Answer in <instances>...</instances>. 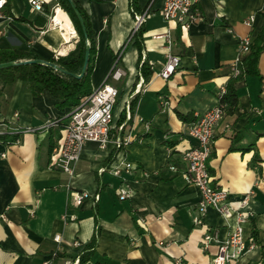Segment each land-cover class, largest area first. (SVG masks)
<instances>
[{
  "label": "crops",
  "instance_id": "0c3cea01",
  "mask_svg": "<svg viewBox=\"0 0 264 264\" xmlns=\"http://www.w3.org/2000/svg\"><path fill=\"white\" fill-rule=\"evenodd\" d=\"M40 1L43 7L36 11L29 0H8L0 18V48L24 49L42 61L77 55L79 37L68 14L56 0ZM76 1L90 16L95 32L93 88L105 80L114 57L122 51L119 65L125 76L113 82L121 98L114 108L116 127L112 131L113 135L130 134L133 140L121 149L111 143L105 149L87 143L70 177L51 165L49 134L53 126L45 127L49 120L66 119L69 109H58V100L49 92L34 97L18 78L6 84L0 93V121L9 124V132L19 128L23 133L19 143L0 141V264H70L80 258L96 225L100 233L94 261L100 264H212L218 245L204 250L205 233L215 230L224 242L237 220L209 208L196 224L199 190L186 184L168 164L177 162L180 152L195 144L185 128L218 103L221 87L230 80H235L237 105L216 126L206 166L212 183L227 191L234 208L248 199L243 209L245 237L255 227L258 244L242 254L237 264H264V51L258 75L243 71L240 78H230L231 63L240 55L238 38H254L264 28V0H201L202 17L190 29H182L178 42L177 25L165 22L160 14L163 0H137V13L152 3L151 15L141 27L143 58L150 63L154 77L143 86L134 39L128 43L135 21L131 0ZM8 9L15 17L38 25L44 19L45 26L37 29L18 22L6 15ZM57 9L67 15L77 37V48L68 55L57 53L64 43H57L59 33L46 32ZM251 15L254 20L248 25L245 21ZM168 28L172 52L181 61L175 73L164 79L156 73L166 59L165 43L154 36ZM248 56H244L243 66ZM140 85L144 90L136 93ZM130 94L137 96L135 118L118 124L130 104ZM159 96L169 102L168 110ZM145 122L150 124L148 130ZM63 134L62 128L55 147ZM255 155L260 162L253 161ZM121 162L134 166L124 174L130 190L124 200L119 198L121 179L111 173ZM74 191L88 196L76 204ZM56 235L61 236L60 242L54 240ZM74 241L81 245L74 247Z\"/></svg>",
  "mask_w": 264,
  "mask_h": 264
},
{
  "label": "built area",
  "instance_id": "2783aa9c",
  "mask_svg": "<svg viewBox=\"0 0 264 264\" xmlns=\"http://www.w3.org/2000/svg\"><path fill=\"white\" fill-rule=\"evenodd\" d=\"M200 1L163 0L160 14L165 22H173L182 29L188 30L195 21L202 17L199 7ZM29 3L36 11H41L43 7V2L40 0H29ZM6 4L7 0H0V18L4 16ZM151 4L143 12L135 14L134 26L130 35L132 40L146 19L151 15ZM253 20L254 16L251 15L245 23L250 25ZM154 37L163 39L164 48L166 49L165 62L156 75L168 79L179 67L181 59L172 52L173 37L169 28L164 33L157 34ZM252 41L253 38L251 36L238 38L240 55L231 63V79H238L243 75L244 56L251 53ZM121 55L122 53L114 60L109 74L101 85L94 88L93 92L84 98L78 106L69 108V111L65 114L66 123L63 127V138L53 149L51 165L70 177L74 175L76 164L80 160L81 152L87 143H96L101 149H105L111 143L115 148L121 149L128 146L133 140L130 134L125 136L113 135L112 131L116 127L114 125V108L121 98L120 89L113 85V82H119L125 76L124 69L119 65ZM143 84L144 81L141 78V85L143 86ZM141 85L138 86L136 93L144 90ZM226 92L227 84L221 87L218 103L197 116L193 122L187 125L184 132L195 141V144L181 151L177 162L168 164V168L171 171L181 174L186 184L194 185L199 190L200 200L198 205L200 214L194 218L196 224L201 223L202 217H204L209 208L219 211L226 219L236 218L237 220V224L224 242L219 241L218 233L215 230L205 233L202 241L204 250H208L212 244L218 245L217 253L211 261L212 264H237L242 254L257 247L253 235L245 237L243 225L245 213L243 209L247 204V197L241 201L238 208H234L229 200L227 191L212 183V176L206 166V161L212 152L215 128L226 113L227 103L223 100ZM134 96V94H130L129 99ZM159 101L163 108L167 110L170 108V104L164 96H159ZM124 111L127 122L135 118L128 103ZM140 120L142 121V119ZM50 126H57V120H49L45 127ZM8 127L9 124L1 120L0 134L9 132ZM145 127L148 130L150 124L145 122ZM119 130H122V126L119 127ZM29 131H33V129H29ZM9 133L20 136L23 131L19 128H13L10 129ZM19 136L14 143L20 142ZM133 169L134 166L128 162H121L120 165L111 169V173L121 179L119 188V198L121 200L130 196L129 181L124 174H129ZM87 196L88 194L84 192H72V199L76 204H79ZM54 240L60 242L61 236L56 235ZM80 245L78 241L73 243L74 247H79ZM79 259L78 257L70 264H78Z\"/></svg>",
  "mask_w": 264,
  "mask_h": 264
},
{
  "label": "trees",
  "instance_id": "16d2710c",
  "mask_svg": "<svg viewBox=\"0 0 264 264\" xmlns=\"http://www.w3.org/2000/svg\"><path fill=\"white\" fill-rule=\"evenodd\" d=\"M56 1L68 14L75 27L79 37L78 54L59 58L51 56L48 61L50 64L45 62L26 63L36 59L31 56L28 51L16 48H0V64L12 63L10 66L0 68V93L6 84L11 83L15 78H18L28 86L34 97H40L44 92H49L58 100L55 104L56 107L60 110H65L78 106L84 98L93 92L92 74L95 69L97 46L90 16L83 6L76 0ZM130 4L132 15L135 16L139 10L137 0H131ZM6 5L8 6V0ZM6 15L18 22L29 23L37 29H42L45 26L44 19H40L41 24L38 25L36 21H27L24 17H15L9 9L6 10ZM36 20H38V17ZM176 28L177 32H179L178 39L176 40L178 42L182 28L179 25H177ZM133 39V45L138 50V77L142 78L144 83H148L154 77V70L150 63L143 58L142 27L134 35ZM131 41L132 38L129 37L128 43H131ZM77 45V37L74 33L73 38L70 41L60 44L57 48V53L68 55L71 51L77 48ZM123 48H125V46L122 47V49ZM251 48V53L244 62V73L258 75L260 57L264 51V28L253 38ZM121 53L122 51L114 57V60ZM234 81L235 80L229 81L227 92L223 97V100L227 103L226 112L231 111L237 105L238 96L234 89ZM136 104L137 96H134L129 104L132 114ZM180 117L185 119L182 115H180ZM124 120L125 112L123 111L119 116L118 124H121ZM65 123L66 119H58L57 126H53L56 128H50L49 148L51 153L55 148L56 140L60 138V130L64 127ZM18 136L19 135H12L9 134V132H5L0 134V141L5 144H12ZM108 161L110 162L111 158ZM253 161L260 162L258 155L254 156ZM99 233L100 227L96 225L90 241L81 252L78 264H100V262L94 261ZM252 235L258 244L257 229L255 227H253Z\"/></svg>",
  "mask_w": 264,
  "mask_h": 264
},
{
  "label": "bare ground",
  "instance_id": "6f19581e",
  "mask_svg": "<svg viewBox=\"0 0 264 264\" xmlns=\"http://www.w3.org/2000/svg\"><path fill=\"white\" fill-rule=\"evenodd\" d=\"M54 14L55 15L50 16V20L53 22V24L46 30V32L47 34H50L54 31H57L59 33V39L57 40V43L66 42L69 35L74 33L72 24L69 21L67 15L61 13L60 9H57Z\"/></svg>",
  "mask_w": 264,
  "mask_h": 264
},
{
  "label": "water",
  "instance_id": "95a60500",
  "mask_svg": "<svg viewBox=\"0 0 264 264\" xmlns=\"http://www.w3.org/2000/svg\"><path fill=\"white\" fill-rule=\"evenodd\" d=\"M42 62H45V63L50 64L48 61H42V60H40V59H34V60L28 61V62H26V63H42ZM85 63H86V62H85ZM10 65H12V63L0 64V68H1V67H5V66H10Z\"/></svg>",
  "mask_w": 264,
  "mask_h": 264
},
{
  "label": "rangeland",
  "instance_id": "374dc122",
  "mask_svg": "<svg viewBox=\"0 0 264 264\" xmlns=\"http://www.w3.org/2000/svg\"><path fill=\"white\" fill-rule=\"evenodd\" d=\"M54 11V7H53V10H52V12Z\"/></svg>",
  "mask_w": 264,
  "mask_h": 264
}]
</instances>
